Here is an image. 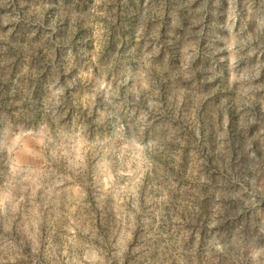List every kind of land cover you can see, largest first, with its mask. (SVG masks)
I'll return each instance as SVG.
<instances>
[{
	"label": "rangeland",
	"instance_id": "rangeland-1",
	"mask_svg": "<svg viewBox=\"0 0 264 264\" xmlns=\"http://www.w3.org/2000/svg\"><path fill=\"white\" fill-rule=\"evenodd\" d=\"M0 264H264V0H0Z\"/></svg>",
	"mask_w": 264,
	"mask_h": 264
}]
</instances>
